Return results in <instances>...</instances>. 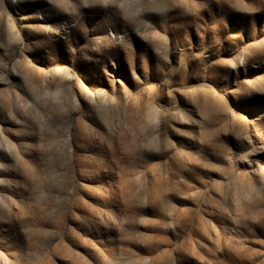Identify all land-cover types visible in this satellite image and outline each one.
Returning <instances> with one entry per match:
<instances>
[{
    "label": "rangeland",
    "instance_id": "obj_1",
    "mask_svg": "<svg viewBox=\"0 0 264 264\" xmlns=\"http://www.w3.org/2000/svg\"><path fill=\"white\" fill-rule=\"evenodd\" d=\"M0 264H264V0H0Z\"/></svg>",
    "mask_w": 264,
    "mask_h": 264
}]
</instances>
